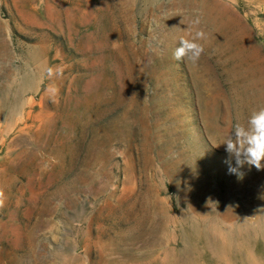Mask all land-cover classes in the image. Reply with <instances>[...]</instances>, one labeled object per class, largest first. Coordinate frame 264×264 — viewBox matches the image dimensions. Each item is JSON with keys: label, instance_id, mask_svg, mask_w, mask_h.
<instances>
[{"label": "rangeland", "instance_id": "obj_1", "mask_svg": "<svg viewBox=\"0 0 264 264\" xmlns=\"http://www.w3.org/2000/svg\"><path fill=\"white\" fill-rule=\"evenodd\" d=\"M260 107L264 0H0V264H264Z\"/></svg>", "mask_w": 264, "mask_h": 264}, {"label": "clouds", "instance_id": "obj_2", "mask_svg": "<svg viewBox=\"0 0 264 264\" xmlns=\"http://www.w3.org/2000/svg\"><path fill=\"white\" fill-rule=\"evenodd\" d=\"M193 25H199L200 20L196 18L192 21ZM207 35L203 30L196 31L191 39L181 37L179 46L174 50L173 56L177 61L187 58L196 63L204 53V44L198 41H204ZM51 71V70H50ZM226 145V152L231 159L235 160V166H232L231 159L225 161L229 167L230 173L236 174L239 179H243L244 173L240 171L245 165L251 169H264V107L253 111L247 124L236 123L232 133L223 142ZM2 196V193H0ZM3 201L0 200V206Z\"/></svg>", "mask_w": 264, "mask_h": 264}, {"label": "bare ground", "instance_id": "obj_3", "mask_svg": "<svg viewBox=\"0 0 264 264\" xmlns=\"http://www.w3.org/2000/svg\"><path fill=\"white\" fill-rule=\"evenodd\" d=\"M213 230H214V229H213ZM213 230H212V231H213ZM230 230H231V229H230ZM230 230H229V231H230ZM214 231H215V230H214ZM220 231H222V230H220ZM214 233H215V232H214ZM219 233H221V232H219ZM230 233H231V231H230ZM222 234H223V233H222ZM217 235H218V234H217ZM214 236H215V235H214ZM222 237H224V236H222ZM262 237H263V234H262ZM197 238H198V237H197ZM201 239H202V238H201ZM263 239H264V237H263ZM197 240H198V239H197ZM202 240H203V239H202ZM199 242H200V241H199ZM210 243H212V240H211ZM211 245H212V244H210V246H211ZM225 247H226V246H225ZM225 249H226V248H225ZM235 252H236V251H235ZM165 253H166V252H165ZM177 254H178V253H177ZM177 254H176V255H177ZM171 255H172V254H171ZM171 255H170V256H171ZM174 255H175V254H174ZM166 256H167V254H166ZM166 258H167V257H166ZM173 258H174V257H173ZM175 258H176V257H175ZM175 258H174V259H175ZM167 259H168V258H167ZM179 259H181V258H179ZM179 261H180V260H179ZM183 262H184V261H183ZM159 264H160V262H159ZM161 264H162V263H161ZM164 264H165V262H164ZM176 264H177V263H176Z\"/></svg>", "mask_w": 264, "mask_h": 264}]
</instances>
